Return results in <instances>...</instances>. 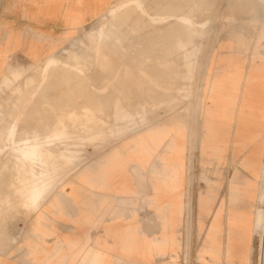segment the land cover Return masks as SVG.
Returning a JSON list of instances; mask_svg holds the SVG:
<instances>
[{"label": "rangeland", "instance_id": "374dc122", "mask_svg": "<svg viewBox=\"0 0 264 264\" xmlns=\"http://www.w3.org/2000/svg\"><path fill=\"white\" fill-rule=\"evenodd\" d=\"M214 1L115 0L106 13L74 35L55 57L51 56L45 59L44 63L29 64L31 67L27 64L15 68L16 81L12 83L13 85L8 84L4 88L0 87V253L7 251L16 243L18 228L26 224L33 211H40L45 200L56 193L63 192L65 186L69 185L71 189H74V184L79 180H75L77 173L68 176L67 179L63 180V183L51 191L52 194L50 193L46 197L42 206L35 210L30 206L28 199L23 196V190L29 187L31 182L33 183L38 179L43 162L48 168L55 167L66 170L72 164L67 160L68 157L92 158L96 154L108 151L109 146L115 144L116 139L121 137L123 132L128 133L139 128L138 126L148 121L155 112L161 115L171 114L164 119L168 118L169 120L172 117L171 119L178 120L183 117L184 121H187L186 130L189 131L193 146L190 164L195 166L196 178L209 177L211 186L206 187V190H212L213 193L219 192L220 182L217 179L219 173L216 167L203 165L202 160L208 157V161L211 159L212 163L218 166L225 152L229 149L232 152L236 151L237 146L231 144L243 139L240 137L243 134L240 136L233 135L234 137L229 138L228 129L227 131H220L219 122L223 120L228 124L226 112L227 110L228 112L231 111L235 107L236 100L241 98L242 95H239L238 91L241 87L240 84H242L247 70L252 71V69L247 68L243 61L246 57L244 51L248 50L251 55L259 56L264 63V0H252V2L251 0ZM211 4L213 6H210ZM230 4L233 5V10ZM224 7L225 9H223ZM109 10L112 12L108 14ZM243 13L244 15H242ZM143 16L145 17L142 18ZM166 25L168 27H165ZM177 31L180 34H177ZM99 32L101 36L98 39L96 36ZM171 32H173L172 35H175L172 36ZM230 37L236 41H221ZM186 52H189L190 55ZM185 59L186 61H184ZM189 64L193 65L192 74L187 71ZM257 68L256 71L264 70ZM155 69L160 70L161 73L163 71V73L158 74L154 72ZM10 71H14V68L13 70L12 68L9 69L4 75L8 77ZM106 86L111 88L108 89ZM233 94L235 95L233 96ZM197 96L198 100L196 101ZM117 98L120 99V102ZM177 99L179 101H176ZM214 101L216 102L215 106L213 105ZM205 106H209L212 110L221 109V113L220 115L213 113L209 116L208 125L204 126L202 130L201 122L204 120ZM117 113L120 117L117 116ZM214 115L215 117H213ZM84 117H86L85 120ZM194 118L196 119L195 122ZM96 121H100L99 125ZM58 122H61L59 126ZM63 126L66 130L62 129ZM60 127L62 128L60 129ZM60 131L63 133L60 134ZM200 131L202 132L201 139ZM35 136L40 138L34 139ZM90 136L91 138H89ZM128 136L130 139L132 135ZM174 136L181 137L179 133ZM262 140L255 144L253 142L242 143L241 149L249 147L247 154L242 158L240 155H228V161L223 163L227 172L226 183L228 182L226 192L223 191V194H226V199L221 201L220 206L218 205L211 212L212 215L206 224L203 219H196L198 229L201 230L206 226L208 231L210 225L218 219L219 222L217 223L220 226H226L228 212L232 207H235L238 213L242 212L243 217H237L231 228L234 227V230L239 231L238 238L242 245L248 246L249 244L251 246L249 264H264V231L260 232L262 236H259L258 233L256 234L257 237L252 235L250 240L252 212L257 207L262 208V204L254 200L255 191L261 186L258 180L261 175L262 164H264V147H262L264 142H261ZM33 142L40 143L39 148H42H40L42 155L39 158L23 156L20 150ZM203 144H206L205 149H203ZM211 154L214 157H211ZM240 158L241 161L239 162ZM205 166L207 167L206 173L204 172ZM240 167L250 173V179L241 177ZM20 168L23 169L20 170ZM231 187L240 190L234 204L230 202V198L233 196L229 192ZM262 187L264 190V185ZM200 191L197 186L196 194ZM191 193L193 196L192 190ZM213 199L212 194L200 193L198 196L200 209L207 207L210 212L214 203ZM208 200L210 201L207 202ZM191 209H195L193 202H191ZM262 209H264V205ZM222 211H226L225 217ZM192 221L191 218V224H193ZM206 234L199 251L198 244L181 251L184 256L181 257V264H204L206 255L212 259L216 258L211 255L206 247ZM227 255L225 251L224 257ZM237 257L240 264L241 259L239 255Z\"/></svg>", "mask_w": 264, "mask_h": 264}, {"label": "crops", "instance_id": "0c3cea01", "mask_svg": "<svg viewBox=\"0 0 264 264\" xmlns=\"http://www.w3.org/2000/svg\"><path fill=\"white\" fill-rule=\"evenodd\" d=\"M114 1L0 0V80L11 68L56 56L74 35L106 13ZM232 40L236 41L231 37L221 41ZM263 72L247 70L245 74L254 87L245 88L241 96L240 113L245 127L240 133L243 135L238 134L243 139L236 151L225 152L218 166L211 159L202 160L203 165H213L219 173L218 193L206 190L211 186L209 177L196 178L195 166L190 164L193 150L188 130L184 129L182 138L174 136L173 131L167 135L143 131L82 165L75 188L65 186L63 192L50 196L40 211L28 217L26 224L18 228L16 243L0 253V264H181L182 250L198 244L199 251L207 230L206 226L199 230L196 219L206 224L211 212L226 199L224 161H228V155H246L249 147L239 146L252 143L264 128V90L256 87L264 86ZM209 106L206 126L209 116L221 113V109ZM171 118L165 119L166 128L173 126ZM219 129L227 131L228 124L220 120ZM229 131L233 137L231 127ZM201 136L202 132L200 139ZM206 169L205 166V173ZM240 171L243 179H250L247 170L240 167ZM197 186L201 191L196 194ZM200 193L214 196L210 212L206 207L200 209ZM225 214L226 211L224 217ZM213 233L215 249L220 247V253L215 259L206 255L204 264H227V235L238 231H228L223 225ZM232 239L236 257L229 264H239L237 251L241 245L237 237Z\"/></svg>", "mask_w": 264, "mask_h": 264}, {"label": "bare ground", "instance_id": "6f19581e", "mask_svg": "<svg viewBox=\"0 0 264 264\" xmlns=\"http://www.w3.org/2000/svg\"><path fill=\"white\" fill-rule=\"evenodd\" d=\"M214 1V0H213ZM210 2V1H209ZM212 2V1H211ZM215 2V1H214ZM251 2H252V0H251ZM168 3V2H167ZM205 3V2H204ZM236 3V2H235ZM224 4V3H223ZM243 4V3H242ZM161 5V4H160ZM215 5V4H214ZM231 5V7L233 6L232 4H230ZM239 5H240V3H239ZM142 6V5H141ZM208 6V5H207ZM206 6V7H207ZM210 6H213L212 4L210 5ZM247 6H249V5H247ZM177 7V6H176ZM252 7V6H251ZM144 8V7H143ZM143 8H141V9H143ZM213 8V7H212ZM228 8H230V7H228ZM238 8V7H237ZM240 8V7H239ZM140 9V10H141ZM174 9H175V7H174ZM179 9V8H178ZM177 9V10H178ZM223 9H225V7L223 8ZM185 10V9H184ZM232 10H233V7H232ZM231 10V11H232ZM238 10V9H237ZM240 10V9H239ZM245 10V9H244ZM260 10V9H259ZM145 11V10H144ZM112 11L111 10H109L108 11V14L109 13H111ZM143 12V11H142ZM144 13H146V12H144ZM183 13V12H182ZM211 13V12H210ZM230 14V13H229ZM139 15V14H138ZM185 15V14H184ZM242 15H244V13L242 14ZM123 16H124V14H123ZM127 16V15H126ZM145 16H143L142 18H144ZM141 18V17H140ZM154 18V17H153ZM155 18H156V16H155ZM137 19V18H136ZM168 19H169V17H168ZM173 19V18H172ZM250 19V18H249ZM140 20V19H139ZM142 20V19H141ZM147 20H149V19H147ZM161 20V19H160ZM164 20V19H163ZM255 20V19H254ZM118 21H120L119 19H118ZM156 21V20H155ZM168 21V20H167ZM172 21V20H171ZM181 21V20H180ZM257 21V20H256ZM261 21V20H260ZM141 22V21H140ZM154 22V21H153ZM158 22V21H157ZM164 22V21H163ZM173 22V21H172ZM255 22V21H254ZM168 23H170V22H168ZM174 23V22H173ZM156 24H160V23H156ZM172 24V23H171ZM253 25V24H252ZM163 26V25H162ZM158 27V26H157ZM165 27H168L167 25L165 26ZM169 27H171V26H169ZM195 27V26H194ZM194 27H192V30H194L193 28ZM142 28V27H141ZM162 28V27H161ZM158 30H159V28H157ZM156 29V30H157ZM165 29V28H164ZM170 29V28H169ZM177 29V28H176ZM161 30V29H160ZM180 30H181V28H180ZM191 30V29H190ZM100 31V30H99ZM164 31V30H163ZM173 31V30H172ZM175 32V31H174ZM178 32V31H177ZM176 32V33H177ZM105 33V32H104ZM172 33L173 32H171V35H172ZM170 34V33H169ZM177 34H180L179 32L177 33ZM177 34H176V36H177ZM168 35V34H167ZM173 35H175V34H173ZM172 35V36H173ZM184 35V34H183ZM101 36V33L99 32L98 34H97V38L99 39V37ZM166 37V36H165ZM164 37V38H165ZM114 38V37H113ZM168 38H170L169 36H168ZM158 40V39H157ZM162 40V39H161ZM166 40V39H165ZM160 41V40H159ZM176 41V40H175ZM162 42H163V40H162ZM172 42V41H171ZM173 46V45H172ZM180 47V46H179ZM169 48V47H168ZM124 49V48H123ZM130 49V48H129ZM151 49V48H150ZM155 49V48H154ZM106 50V49H105ZM96 51V50H95ZM149 51V50H148ZM64 52V51H63ZM245 52V55H246V57L244 58V63L246 64V66H247V68H250V69H252V70H256V68L258 67V68H260V69H264L263 67H264V63H263V61H262V59L259 57V56H253V55H251L250 53H249V51L248 50H245L244 51ZM171 53V52H170ZM186 53H189V52H186ZM185 53V54H186ZM112 54V53H111ZM150 54V53H149ZM123 55V54H122ZM152 55V54H151ZM189 55H190V53H189ZM77 56V55H76ZM106 56V55H105ZM117 56V55H116ZM124 56V55H123ZM148 56V55H147ZM55 57V56H54ZM185 57H186V55H185ZM77 58V57H76ZM54 59V58H53ZM116 59V58H115ZM194 59H196V58H194ZM152 60V59H151ZM131 61V60H130ZM129 61V62H130ZM184 61H186V59L184 60ZM148 62V61H147ZM146 62V63H147ZM239 62V61H238ZM237 62V63H238ZM44 63V62H43ZM42 63V64H43ZM56 63H58V62H56ZM140 63V62H139ZM170 63V62H169ZM186 63V62H185ZM236 63V64H237ZM32 64V63H31ZM30 64V65H31ZM35 64V63H34ZM155 64V63H154ZM29 65V64H28ZM29 65V66H30ZM67 65V64H66ZM111 65V64H110ZM117 65H118V63H117ZM164 65V64H163ZM184 65V64H183ZM182 65V66H183ZM233 65V64H232ZM241 65V64H240ZM239 65V66H240ZM124 66H126V65H124ZM123 66V67H124ZM152 66V65H151ZM161 66V65H160ZM167 66V65H166ZM170 66V65H169ZM242 66V65H241ZM31 67V66H30ZM105 67H107V66H105ZM150 67V66H149ZM185 67V66H184ZM187 67H188V72L189 73H191L192 74V70H193V65L192 64H189V65H187ZM29 68V67H28ZM141 68V67H140ZM257 68V69H258ZM37 69V68H36ZM122 69V68H121ZM143 69V68H142ZM151 69V68H150ZM162 69H163V66H162ZM13 70V69H12ZM38 70V69H37ZM179 70V69H178ZM48 71V70H47ZM115 71V70H114ZM144 71H146V70H144ZM185 71H186V68H185ZM240 71V70H239ZM66 72V71H65ZM72 73H73V71H71ZM111 72V71H110ZM109 72V73H110ZM147 72V71H146ZM154 72H157L158 74H162L163 73V71H162V73H161V71L160 70H158V69H155L154 70ZM23 73V72H22ZM77 73V72H76ZM109 73H107L108 74V76H109ZM145 73V72H144ZM241 73V72H240ZM264 73V72H263ZM93 74V73H92ZM94 74H96V73H94ZM106 74V75H107ZM113 74V73H112ZM154 74V73H153ZM165 74V73H164ZM235 74V73H234ZM100 75V74H99ZM72 76V75H71ZM70 76V77H71ZM101 76V75H100ZM165 76V75H164ZM242 76V75H241ZM117 77H119L118 76V74H117ZM68 78V77H67ZM96 78V77H95ZM94 78V79H95ZM101 78V77H100ZM152 78V77H151ZM165 78V77H164ZM264 78V77H263ZM103 79V78H102ZM234 79V78H233ZM241 79H242V77H241ZM97 80V79H96ZM118 80V79H117ZM127 80V79H126ZM156 80V79H155ZM170 80V79H169ZM176 80V79H175ZM252 79L249 77V76H245V77H243V81H242V84H240L241 85V87H240V90H238L239 91V95L241 94L242 95V93H243V91H247V90H244L245 88H253L254 87V85L252 84V81H251ZM16 80H15V68H14V71H10V75L8 76V77H6L5 75H3L2 76V78H1V80H0V87H5V86H8V84H12V83H14ZM32 81H34V80H32ZM111 81V80H110ZM125 81V80H124ZM144 81V80H143ZM146 81V80H145ZM153 81V80H152ZM157 81V80H156ZM162 81H163V79H162ZM180 81V80H179ZM240 81V80H239ZM114 82V81H113ZM219 82V81H218ZM94 83V82H93ZM115 83V82H114ZM160 83H162V82H160ZM235 83V82H234ZM96 84V83H95ZM104 84L106 85V83L104 82ZM103 84V85H104ZM107 84H110V83H107ZM113 84V83H112ZM141 84V83H140ZM219 84V83H218ZM13 85V84H12ZM102 85V86H103ZM172 85V84H171ZM221 85V84H220ZM114 86V85H113ZM131 86V85H130ZM12 87V86H11ZM10 87V88H11ZM100 87V86H99ZM107 88H108V86H106ZM119 87V86H118ZM142 87V86H141ZM226 87V86H225ZM256 87L257 88H262V90H264V86L263 87H261V85H256ZM111 88V87H110ZM110 88H108V89H110ZM113 88V87H112ZM117 88V87H116ZM119 88H121V87H119ZM175 88V87H174ZM217 88V87H216ZM232 88H235V87H232ZM18 89V88H17ZM98 89V88H97ZM105 89V88H104ZM113 90V89H112ZM171 90V89H170ZM175 90H177V89H175ZM187 90V89H186ZM22 91V90H21ZM180 91V90H179ZM188 91V90H187ZM228 91H229V89H228ZM254 91H255V89H254ZM117 92V91H116ZM174 92V91H173ZM218 92V91H217ZM230 92V91H229ZM233 92V91H232ZM252 92H253V90H252ZM19 93V92H18ZM219 93V92H218ZM255 93H256V91H255ZM12 94V93H11ZM16 94V93H15ZM20 94V93H19ZM117 94V93H116ZM120 94V93H119ZM138 94H139V91H138ZM221 94V93H220ZM236 94V93H235ZM235 94H233V96L235 95ZM40 95V94H39ZM134 95H136V94H134ZM216 95V94H215ZM219 95V94H218ZM224 95V94H223ZM158 96V95H157ZM220 96V95H219ZM225 96V95H224ZM53 97V96H52ZM90 97V96H89ZM129 97V96H128ZM155 97V96H154ZM216 97V96H215ZM86 98V97H85ZM116 98V97H115ZM127 98V97H126ZM140 98H142V97H140ZM219 98V97H218ZM226 98V97H225ZM237 98V97H236ZM10 99V98H9ZM118 99V98H117ZM233 100H234V98H232ZM198 100V96H197V98H196V101ZM227 100V99H226ZM118 101L120 102V99H118ZM176 101H179L178 99L176 100ZM217 101V100H216ZM221 101V100H220ZM102 102V101H101ZM118 102V103H119ZM213 102V101H212ZM215 102V101H214ZM58 103V102H57ZM117 103V104H118ZM177 103V102H176ZM230 103V102H229ZM236 105L237 106H235L231 111L232 112H227V114H226V117H227V120H228V125H229V127H228V137L229 138H232V137H230V131H229V128L231 127L232 128V135H240V133H242V131H243V129H244V125H245V118L243 117V115H242V113H240V110H241V108H242V106H241V98H239V99H237L236 100ZM215 104H216V102L213 104L214 106H215ZM232 104V103H231ZM75 105V104H74ZM100 105V104H99ZM98 105V106H99ZM120 105V104H119ZM217 105H218V101H217ZM228 105V104H227ZM115 106V105H114ZM222 106V105H221ZM56 107V106H55ZM120 107V106H119ZM126 107V106H125ZM213 107V106H212ZM232 107V106H231ZM117 108V107H116ZM121 108H123V107H121ZM174 108V107H173ZM229 108V107H228ZM227 108V109H228ZM127 109V108H126ZM216 109V108H215ZM262 109V111H264V107H262L261 108ZM119 110H121V109H119ZM124 110V109H123ZM223 110H224V108H223ZM69 111V110H68ZM91 111V110H90ZM125 111V110H124ZM123 111V112H124ZM170 111H171V109H170ZM228 111V110H227ZM70 112V111H69ZM75 112V111H74ZM83 112V111H82ZM86 112V111H85ZM120 112H122V111H120ZM218 112V111H217ZM216 112V114H218ZM88 113V112H87ZM109 113V112H108ZM112 113V112H111ZM194 113H195V110H194ZM62 114V113H61ZM68 114V113H67ZM66 114V115H67ZM86 114V113H85ZM115 114H116V112H115ZM120 114H122V113H120ZM128 114V113H127ZM138 114V113H137ZM142 114H144V112H142ZM146 114V113H145ZM206 114H207V108H206V106H205V110H204V115H203V121L201 122V127H202V130L204 129V126L206 127V124H205V121H206ZM260 114V113H259ZM71 115V114H70ZM173 115V114H172ZM176 115V114H175ZM218 115H220V112H219V114ZM222 115H223V113H222ZM221 115V116H222ZM68 116V115H67ZM80 116H82V115H80ZM113 116V115H112ZM117 116L118 117H120L119 115H118V113H117ZM124 116V115H123ZM123 116H121L122 118H124ZM125 116H127L126 115V113H125ZM143 116V115H142ZM150 116V115H149ZM166 116H171V114H166V115H161V114H159V113H154L152 116H151V118L148 120V121H146V122H144V123H142L141 124V126H138L139 128H137V129H135V130H133V131H129L128 133H122V136L121 137H118L117 139H116V141H115V143H118L119 141H121V140H123V139H126V140H131V139H128V135H139L141 132H143V131H152V132H155V131H158V132H161V133H163L164 135H167L168 133H170V132H172L173 131V133H174V135L176 134V133H179V135L181 136V137H183V131H184V129H186L187 128V121H184V119H183V117H180L178 120H174V122H173V126H170L169 128H166V124L164 123L166 120L164 119V117H166ZM79 117V116H78ZM89 117V116H88ZM87 117V118H88ZM94 117V116H93ZM117 117V118H118ZM146 117H148V116H146ZM146 117H145V120H146ZM213 117H215V115L213 116ZM222 117H224V116H222ZM257 117V116H256ZM256 117H253V118H256ZM69 118V117H68ZM85 118L86 117H84V120H85ZM92 118V117H91ZM217 118V117H216ZM220 118V117H219ZM252 118V117H251ZM252 118V119H253ZM1 119V118H0ZM63 119V118H62ZM81 119V118H80ZM106 119V118H105ZM111 119H112V117H111ZM213 119H215V118H213ZM221 119V118H220ZM224 119V118H223ZM263 119V118H262ZM54 120V119H53ZM79 120V119H78ZM83 120V119H82ZM81 120V121H82ZM125 120V119H124ZM127 120H128V118H127ZM130 120V119H129ZM137 120V119H136ZM144 120V119H143ZM219 120V119H218ZM225 120V119H224ZM226 120V121H227ZM264 120V119H263ZM57 121H59V120H57ZM60 121H61V119H60ZM70 121V120H69ZM87 121H89V120H87ZM113 121V120H112ZM115 121H116V118H115ZM117 121H118V119H117ZM121 121V120H120ZM196 121V119L194 118V122ZM223 121V120H222ZM22 122V121H21ZM62 122V121H61ZM61 122H58V126H59V123H61ZM97 122V121H96ZM100 122V121H99ZM99 122H97L98 123V125H99ZM108 122V121H107ZM124 122V121H123ZM142 122V121H141ZM257 122V121H256ZM71 123V122H70ZM76 123V122H75ZM87 123V122H86ZM85 123V124H86ZM115 123V122H114ZM136 123V122H135ZM218 123V122H217ZM57 124V123H56ZM84 124V125H85ZM102 124V123H101ZM100 124V125H101ZM111 124V123H110ZM119 124H120V122H119ZM124 124V123H123ZM214 125H215V123H213ZM247 124V123H246ZM46 125V124H45ZM66 125V124H65ZM103 126H104V124H102ZM102 125H101V127H102ZM113 125V124H112ZM111 125V126H112ZM9 126V125H8ZM62 126V125H61ZM83 126V125H82ZM96 126V125H95ZM110 126V127H111ZM121 126V125H120ZM119 126V127H120ZM260 126H261V124H260ZM80 127V126H79ZM91 127V126H90ZM114 127V126H113ZM116 127V126H115ZM127 127V126H126ZM5 128H7V127H5ZM12 128V127H11ZM55 128H58V127H55ZM62 127H60V129H61ZM86 128V127H85ZM106 128H107V126H106ZM22 129H24V128H22ZM48 129V128H47ZM62 129H65V127L63 126V128ZM69 129V128H68ZM71 129V128H70ZM74 129V128H73ZM83 129V128H82ZM94 129V128H93ZM99 129V128H98ZM97 129V130H98ZM102 129V128H101ZM105 129V128H104ZM246 129V128H245ZM8 130H9V128H8ZM29 130V129H28ZM66 130V129H65ZM85 130V129H84ZM120 130V129H119ZM128 130V129H127ZM258 130H259V128H258ZM12 131V130H11ZM14 131V130H13ZM69 131V130H68ZM101 131V130H100ZM103 131V130H102ZM111 131H113L112 129H111ZM110 131V132H111ZM121 131H123V130H121ZM15 132V131H14ZM13 132V133H14ZM20 132V131H19ZM25 132V131H24ZM27 132V131H26ZM57 132V131H56ZM55 132V133H56ZM59 132V131H58ZM61 132L62 131H60V134H61ZM77 132H78V130H77ZM76 132V133H77ZM84 132V131H83ZM86 132V131H85ZM35 133V132H34ZM63 133V132H62ZM70 133V132H69ZM115 133V132H114ZM220 133V132H219ZM3 134V133H2ZM30 134V133H29ZM44 134V133H43ZM49 134V133H48ZM67 134V133H66ZM91 134V133H90ZM116 135H117V133H115ZM114 134V135H115ZM120 134V133H119ZM118 134V135H119ZM4 135V134H3ZM33 135V134H32ZM47 135V134H46ZM51 135V134H50ZM59 135V134H58ZM65 135V134H64ZM68 135V134H67ZM0 136H1V134H0ZM5 136H7V135H5ZM26 136V135H25ZM31 136V135H30ZM55 137H56V135H54ZM71 136H73V135H71ZM79 136V135H78ZM85 136V135H84ZM92 136V135H91ZM91 136L89 137V138H91ZM28 137V136H27ZM33 137V136H32ZM36 137H38V136H35L34 137V139L36 138ZM65 137V136H64ZM73 137H75V136H73ZM87 137V136H86ZM234 137V136H233ZM31 138V137H30ZM40 137H38V139H39ZM48 138V137H47ZM67 138V137H66ZM77 138V137H76ZM37 139V138H36ZM45 139V138H44ZM78 139H79V137H78ZM102 139V138H101ZM251 139V138H250ZM250 139H248L249 141H250ZM261 139H263L261 142H264V128L262 129V132H260V133H257L256 134V138L254 139V141H253V144H255L256 142H258L259 140H261ZM10 140H12V139H10ZM26 140V139H25ZM74 140V139H73ZM103 140V139H102ZM104 140H106V139H104ZM110 140V139H109ZM113 140V139H112ZM23 141V140H22ZM28 141H29V139H28ZM43 141V140H42ZM63 141V140H62ZM66 141H67V139H66ZM97 141V140H96ZM108 141V140H107ZM111 141V140H110ZM30 142V141H29ZM44 142V141H43ZM78 142V141H77ZM88 142H90V141H88ZM93 142V141H92ZM112 142V141H111ZM22 144H24L23 142H21ZM27 143V142H26ZM25 143V144H26ZM67 143V142H66ZM65 143V144H66ZM76 143V142H75ZM240 142H236V143H232L231 145H234V146H237L238 144H239ZM6 144V143H5ZM9 144V143H8ZM16 144V143H15ZM44 144V143H43ZM53 144V143H52ZM55 144V143H54ZM71 144V143H70ZM76 144H78V143H76ZM7 145V144H6ZM13 145V144H12ZM39 145H40V143H37V142H33V143H30V144H27L26 145V147H23L21 150H20V153L23 155V156H27V158H33V157H35V158H39L42 154H41V150H40V148H39ZM46 145V144H45ZM44 145V146H45ZM56 145V144H55ZM75 145V144H74ZM2 146V145H1ZM22 146V145H21ZM65 146V145H64ZM73 146V145H72ZM78 146V145H77ZM9 147V146H8ZM7 147V148H8ZM13 147H14V145H13ZM20 147V146H19ZM63 147V146H62ZM79 147V146H78ZM114 147V144H111L110 146H109V148H113ZM201 147V146H200ZM205 147H206V144H203V149H205ZM240 147V146H239ZM262 147H264V143H263V146ZM2 148V147H1ZM11 148H12V146H11ZM15 148V147H14ZM18 148V147H17ZM65 148V147H64ZM42 149V148H41ZM60 149V148H59ZM58 149V150H59ZM68 149V148H67ZM102 149V148H101ZM9 150V149H8ZM18 151H19V149H17ZM60 150H62V149H60ZM81 150V149H80ZM181 150V149H180ZM179 150V151H180ZM192 150H193V146H192ZM1 151V150H0ZM14 151V150H13ZM13 151H11L12 153H13ZM212 151V150H211ZM10 152V151H9ZM1 153V152H0ZM54 153V152H53ZM72 154V153H71ZM97 155V154H96ZM212 156L211 157H214L213 156V154H211ZM21 156V155H20ZM29 156V157H28ZM73 156V155H72ZM218 156V155H217ZM15 157H17V156H15ZM67 157V156H66ZM207 157V156H206ZM13 158V157H12ZM11 158V159H12ZM208 158V157H207ZM206 158V159H207ZM210 158V157H209ZM14 159V158H13ZM12 159V160H13ZM17 159V158H16ZM19 159V158H18ZM21 159H23V158H21ZM26 159V158H25ZM91 158H89V157H82V158H76V157H68L67 158V160L68 161H70L72 164H71V166L68 168V169H66V170H63V169H57V168H48L47 166H46V164H44V162H43V166H42V168H41V172H40V175L38 176V179H36V181H34L33 183L31 182L30 184V186L29 187H26V189L25 190H23V196H25V198H27L28 199V201H29V204H30V206L33 208V209H38L39 207H41L42 206V203L44 202V200L46 199V197L51 193V191L54 189V188H56L58 185H60L61 183H63L64 181V179H67V177L69 176L70 177V175L71 174H74V173H77L76 175V179L75 180H77V179H80V177H81V172H79L80 171V168H81V166L82 165H84V164H86L89 160H90ZM6 160V159H5ZM15 160V159H14ZM29 160V159H28ZM220 160V159H219ZM20 161V160H19ZM23 161V160H22ZM31 161V160H30ZM24 162V161H23ZM26 162V161H25ZM28 162V161H27ZM34 162V161H33ZM41 162V161H40ZM12 163V162H11ZM17 163V162H16ZM15 164V163H14ZM25 164V163H24ZM32 164V163H31ZM20 165H21V163H20ZM19 165V166H20ZM30 165V164H29ZM42 165V164H41ZM40 165V166H41ZM16 166V165H15ZM6 167V166H5ZM28 167V166H27ZM4 168V167H3ZM16 168V167H15ZM14 168V169H15ZM18 168V167H17ZM24 168V167H23ZM23 168H20V170H22ZM34 169V168H33ZM136 169H138V168H136ZM19 170V171H20ZM25 170V169H24ZM32 170V169H31ZM33 171V170H32ZM261 175H260V177H259V180H258V182H259V184L261 183V186L260 187H258V189H256V191H255V195H254V200L257 202V203H259V204H262V208H263V205H264V190H262L263 189V187H262V185H264V164H262V168H261ZM9 172V171H8ZM23 172V171H22ZM27 172V171H26ZM19 173V172H18ZM136 173V172H135ZM9 174V173H8ZM12 174V173H11ZM22 174V173H21ZM25 174V173H24ZM29 174V173H28ZM27 175V174H26ZM18 176H20V175H18ZM140 176V175H139ZM142 176H143V174H142ZM29 177V176H28ZM31 177V176H30ZM36 178H37V176H36ZM8 179V178H7ZM15 179V178H14ZM35 178L33 177V180H34ZM143 180H144V178H142ZM12 180V179H11ZM29 180V179H28ZM70 180H71V178H70ZM144 182V181H143ZM24 184H25V182H23ZM75 183V182H74ZM23 184V185H24ZM134 184V183H133ZM22 186V185H21ZM60 188V187H59ZM1 191V190H0ZM229 192H230V194H231V198H230V202L232 203V204H234V203H236V198H237V196H239V194H240V190L239 189H235V188H233V187H231V189L229 188ZM22 193V192H21ZM59 193V192H58ZM2 194V193H1ZM52 194V193H51ZM57 194V193H56ZM202 194V193H201ZM20 195V194H19ZM125 195V194H124ZM133 195V194H132ZM22 196V195H21ZM22 196V197H23ZM206 199V198H205ZM15 200V199H14ZM207 200V199H206ZM204 200L202 199V202H203ZM210 200H208L207 202H209ZM221 203V202H220ZM202 204V203H201ZM231 204V205H232ZM220 206V205H219ZM233 206V205H232ZM209 207V206H208ZM207 208V207H206ZM262 208H260V207H257V208H255L254 209V211L252 212V225H251V234H250V240H251V236L252 235H255L256 236V234H258L259 233V236L261 235L260 234V232H263L264 231V209H262ZM141 210V209H140ZM34 212V211H33ZM223 212V211H222ZM32 213V212H31ZM224 213V212H223ZM212 215V214H211ZM237 217H243V214H242V212H240V213H238V211L235 209V207H232L230 210H229V212H228V220H227V224H226V226L228 227V231H231V230H234L233 228L234 227H232L231 228V226L232 225H234V220L237 218ZM149 218V217H148ZM216 221V220H215ZM214 221V224H212V225H210V227L208 228V231H207V234H206V238H207V249L209 250V252L211 253V255H213L214 257H218V255H219V253H220V247H218L217 249H215L216 247H215V245H216V240H215V237H216V235L213 233V231L216 229V228H218V227H220V225H219V223H217V222H219V219H218V221H216L215 222ZM242 224V223H241ZM246 225V224H245ZM222 227V226H221ZM236 228V227H235ZM221 231V230H220ZM226 231V230H225ZM224 231V232H225ZM237 231V230H236ZM247 231V230H246ZM238 236H239V231H238V233L237 234H228V240H227V243H228V245H227V249H226V257H224V259H225V261H226V263L227 264H229L230 263V261L233 259V257L235 256V254H234V252H233V247L234 246H232L233 245V239H232V237H237L238 238ZM262 236V235H261ZM257 237V236H256ZM255 237V238H256ZM249 238V237H248ZM240 243V245H241V248L239 249V251H237V252H239L237 255H239V257H240V264H249V262H250V256H251V251H252V248H251V246L248 244V246H246V245H242V243H241V240L238 238V244ZM250 243V242H249ZM235 245V244H234ZM239 246V245H238ZM237 247V246H236ZM222 248V247H221ZM236 249V248H235ZM238 249V248H237ZM5 252V251H4ZM228 252V253H227ZM233 261V260H232Z\"/></svg>", "mask_w": 264, "mask_h": 264}]
</instances>
